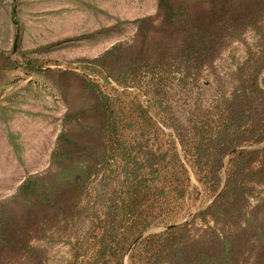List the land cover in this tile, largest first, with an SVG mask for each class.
<instances>
[{
	"label": "trees",
	"instance_id": "1",
	"mask_svg": "<svg viewBox=\"0 0 264 264\" xmlns=\"http://www.w3.org/2000/svg\"><path fill=\"white\" fill-rule=\"evenodd\" d=\"M134 21L131 37L80 59L102 107L98 143L73 148L56 195L38 197L33 174L0 201V264H43L35 240L58 218L89 221L98 237L90 250L77 240L70 264L262 263L264 192L247 206L256 184L264 190V0H156ZM236 41L245 52L222 87L215 60ZM69 132L52 162L68 154ZM179 148L211 197L195 232L194 215L173 222L191 182ZM22 199L23 228L4 210ZM156 225L166 227L142 234Z\"/></svg>",
	"mask_w": 264,
	"mask_h": 264
},
{
	"label": "rangeland",
	"instance_id": "2",
	"mask_svg": "<svg viewBox=\"0 0 264 264\" xmlns=\"http://www.w3.org/2000/svg\"><path fill=\"white\" fill-rule=\"evenodd\" d=\"M155 8L156 0H0V201L11 196L21 181L33 174L42 191L38 197L61 192V175L71 171L78 156L73 148H90L98 143L96 128L102 118L96 93L78 74L84 65L80 59L95 56L114 42L131 37L134 19L153 13ZM252 34V30L245 32L247 42ZM245 47L236 41L216 58L215 68L224 77L222 87L228 80L226 71L244 55ZM213 75L210 68L205 71L206 77ZM210 91L216 93L214 89L206 92ZM67 127L68 154L52 162L57 135ZM180 154L191 182L183 209L173 222L193 217L211 200L202 191L181 149ZM261 187L262 184L255 185L247 209L263 194ZM26 202L11 201L4 208L5 214L15 216L18 225L23 224L22 213L30 203ZM15 219L11 216L14 223ZM58 219L46 224L44 236L35 240L43 253V264H70L77 240L88 250L98 241L90 234L89 221ZM204 221L194 215L193 232ZM9 226L12 228L10 223ZM165 227L156 225L142 234ZM16 264L31 263L23 259Z\"/></svg>",
	"mask_w": 264,
	"mask_h": 264
},
{
	"label": "water",
	"instance_id": "3",
	"mask_svg": "<svg viewBox=\"0 0 264 264\" xmlns=\"http://www.w3.org/2000/svg\"><path fill=\"white\" fill-rule=\"evenodd\" d=\"M139 237H137V239H138Z\"/></svg>",
	"mask_w": 264,
	"mask_h": 264
}]
</instances>
